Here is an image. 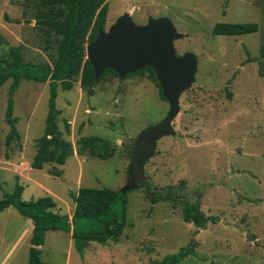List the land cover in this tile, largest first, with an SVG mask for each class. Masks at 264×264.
I'll return each mask as SVG.
<instances>
[{"label":"rangeland","instance_id":"374dc122","mask_svg":"<svg viewBox=\"0 0 264 264\" xmlns=\"http://www.w3.org/2000/svg\"><path fill=\"white\" fill-rule=\"evenodd\" d=\"M108 4L106 30L125 13L138 24L166 17L180 33L174 41L177 55L194 54L197 71L180 94L174 134L158 141L142 178L134 183L130 164L142 132L170 108L159 81L148 70L125 78L109 71L89 95L79 74L70 89L58 81L56 98L58 127L75 153L64 165L35 169L31 162L46 126L51 80L21 78L11 92L9 78L0 87V198L19 182L24 199L51 195L56 211L72 217V195L80 187L128 192L127 224L120 237L106 244L91 241L81 256L71 232L49 230L41 246L44 264H157L192 239L197 253L177 264H264V247L257 244L254 228L259 221L247 216V203L264 198V0ZM47 13L40 0H0V35L6 41L0 44V56L10 57L9 48L19 47L26 65L54 68L61 37L44 22ZM218 22H256L259 29L213 35ZM10 96L20 136L7 144ZM90 135L107 139L115 154L107 159L78 154L77 141ZM187 200L220 220L209 221L206 228L185 221ZM33 227L14 206L0 212V264L28 263Z\"/></svg>","mask_w":264,"mask_h":264},{"label":"trees","instance_id":"16d2710c","mask_svg":"<svg viewBox=\"0 0 264 264\" xmlns=\"http://www.w3.org/2000/svg\"><path fill=\"white\" fill-rule=\"evenodd\" d=\"M40 5L48 9L44 22L61 37L54 68L26 65L19 47L9 48L10 57L0 56V87L9 78H13L11 92L18 88L21 78L41 82L49 78L51 80L46 126L43 135L38 139V149L31 162L35 169H43L45 164L54 162L64 165L75 153L73 144L63 137L58 127L57 117L61 111L56 106L57 83L63 81L65 87L70 89L73 82L79 80L80 74L82 87L89 95L94 94L95 70L91 61L86 58V47L88 42L91 43L96 39L100 30L106 29L109 11L108 0H40ZM258 29L259 24L256 22H218L214 25L212 34L241 35L257 32ZM5 42L0 35V44ZM145 70L150 71L158 80L151 66H145L137 72L142 73ZM109 71L114 72L113 69L107 68L101 78ZM160 93L163 97L161 86ZM13 109L14 100L10 96L6 110L7 122L10 125L7 144L20 136L13 117ZM65 127L69 132L70 123L66 122ZM77 144L79 146L77 153L81 155L89 153L107 159L115 154V147L98 135L82 136ZM60 174L61 172L54 173V175ZM23 193L24 186L17 182L13 192L6 193L0 198V212L14 206L23 216L33 221L27 264H44L41 246L49 230L71 232L75 248L83 256L89 242L106 244L109 240L120 237L127 224L128 192L126 191L108 187H80L78 192L72 195L75 201L72 217L56 211L57 202L51 195L26 200L23 198ZM183 218L199 228H206L209 221L220 220L218 216L206 215L197 203L190 200L184 203ZM196 253L197 242L192 239L178 252L166 254L157 264H177Z\"/></svg>","mask_w":264,"mask_h":264},{"label":"water","instance_id":"95a60500","mask_svg":"<svg viewBox=\"0 0 264 264\" xmlns=\"http://www.w3.org/2000/svg\"><path fill=\"white\" fill-rule=\"evenodd\" d=\"M179 37L180 33L169 18H151L145 24H138L129 13H125L108 30H100L96 39L86 47L96 82L107 68L125 78L151 66L162 95L170 105L161 121L143 130L142 141L134 149L130 164L134 183L142 178L143 167L154 154L158 141L165 135L174 134L173 121L180 111V94L190 87L197 71L194 54L177 55L174 41Z\"/></svg>","mask_w":264,"mask_h":264},{"label":"crops","instance_id":"0c3cea01","mask_svg":"<svg viewBox=\"0 0 264 264\" xmlns=\"http://www.w3.org/2000/svg\"><path fill=\"white\" fill-rule=\"evenodd\" d=\"M247 209L250 210L247 216L250 215L259 221L254 227L257 232V244L260 247H264V198L252 205L247 203Z\"/></svg>","mask_w":264,"mask_h":264}]
</instances>
